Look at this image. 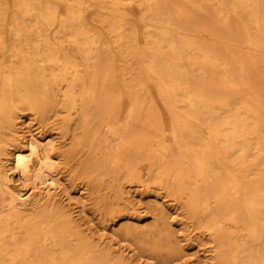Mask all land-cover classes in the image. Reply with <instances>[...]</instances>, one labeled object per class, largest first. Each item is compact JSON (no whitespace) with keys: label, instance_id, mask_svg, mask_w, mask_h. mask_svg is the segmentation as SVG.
I'll return each instance as SVG.
<instances>
[{"label":"bare ground","instance_id":"obj_1","mask_svg":"<svg viewBox=\"0 0 264 264\" xmlns=\"http://www.w3.org/2000/svg\"><path fill=\"white\" fill-rule=\"evenodd\" d=\"M24 112L76 121L93 195L151 181L209 264H264V0H0V264H139L55 198L69 151ZM155 220L138 243L178 259Z\"/></svg>","mask_w":264,"mask_h":264},{"label":"rangeland","instance_id":"obj_2","mask_svg":"<svg viewBox=\"0 0 264 264\" xmlns=\"http://www.w3.org/2000/svg\"><path fill=\"white\" fill-rule=\"evenodd\" d=\"M16 124L18 137H46L53 140L55 147L64 145L63 148L69 151L70 162L59 176L55 198L61 201L81 229L90 233L102 246L139 264L210 263V245L205 237L186 218L184 210L153 182L144 180L142 184L127 185L120 181L118 193H113L105 180L99 193L93 195L92 186L82 176L89 171V168H84V162L91 156L88 154L90 149L77 144L82 132L76 121L70 124L64 137L58 129V122L53 125L51 119L41 121L28 112L19 114ZM115 194L118 196L116 199L113 198ZM158 213L163 214L164 226L171 230L173 243L181 254L178 259L169 262L138 243L139 237L157 223L155 216ZM129 233L132 236H127Z\"/></svg>","mask_w":264,"mask_h":264}]
</instances>
